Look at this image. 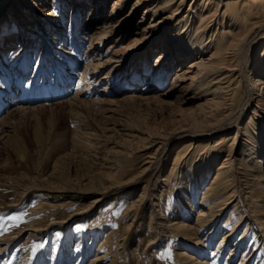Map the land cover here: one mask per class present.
<instances>
[{"label": "bare ground", "instance_id": "1", "mask_svg": "<svg viewBox=\"0 0 264 264\" xmlns=\"http://www.w3.org/2000/svg\"><path fill=\"white\" fill-rule=\"evenodd\" d=\"M105 1L0 0L1 81L13 85L30 71L34 73L30 80L57 75L62 84L75 87L69 104L97 105L101 97L85 98L109 96L107 84L96 89L121 72L124 80L119 82L128 81L133 89L124 98L141 101L145 91L159 85L156 76L159 82L164 80L173 63L171 88L152 100L168 98L184 86L194 88L192 99L199 101L195 110L201 120L190 131L151 142L138 171L128 170L119 159L122 165L110 164L97 184L39 183L24 188L23 197L45 193L37 196L39 217L20 236L0 238V258L24 234L22 243L48 237L57 225L60 230L71 222L84 225L88 216L108 219L112 215L105 214L117 206L116 227L102 238L89 264L143 263L146 256L161 255L154 247L166 235L183 238L182 247L170 252L178 264H264V0H113L109 20L116 23L99 26ZM143 6L141 20L132 26L133 16ZM84 10L91 16L83 22ZM14 27L16 35L6 37ZM128 35L126 52L117 59L112 48ZM16 39L15 50L11 46ZM71 39L75 54L67 47ZM33 47L38 55L28 49ZM151 48L157 53L148 60ZM10 49L14 51L8 57L4 51ZM184 60L188 66L180 68ZM78 65L79 73L73 72ZM104 68L108 72L99 77ZM126 71L128 79L123 78ZM120 83L113 87L120 88ZM43 108V103L9 108L0 117V139L16 133L18 115ZM20 139L15 140L18 146ZM78 140L72 137L73 147L85 145ZM153 169L155 180L141 186ZM48 202L62 213L60 218L52 219L45 211ZM102 207V215L97 214ZM171 208L177 213L169 212ZM219 231L220 240L213 245ZM80 237L75 247L83 251ZM128 247L129 254H137L130 255L133 260L127 259ZM66 253L64 263H69L72 257Z\"/></svg>", "mask_w": 264, "mask_h": 264}, {"label": "rangeland", "instance_id": "2", "mask_svg": "<svg viewBox=\"0 0 264 264\" xmlns=\"http://www.w3.org/2000/svg\"><path fill=\"white\" fill-rule=\"evenodd\" d=\"M112 1L113 0L105 1L102 15L97 25L105 26L108 21H110V26L116 23V19L109 20ZM144 7L145 6L138 10L133 16L131 20L132 26H136L141 20ZM88 14L89 12L84 10L83 22L91 16ZM146 19L143 20V22L149 21V19ZM25 25L27 26V24ZM11 32L12 34L8 32L5 36H15L17 33L16 28L14 27ZM130 39L131 36L128 35L114 46L115 49L112 48L117 59H121L122 56H124L126 52L124 48L127 47L126 45L129 44ZM16 41L17 39L12 42L11 46V48L15 47V50L18 44ZM69 42L71 44L69 43V45L67 43L68 46H66L69 49L71 48V53L75 54L73 52V48L75 47L74 39H71ZM112 42L113 40L107 42L105 46L111 45ZM28 49L31 52H35L36 55L39 53L36 47ZM112 49L108 51L107 57H109L113 51ZM11 51L13 52L14 50L10 49L4 51V53L6 52V55L9 56ZM151 51V53L146 55L148 60L157 53V50L154 48H151ZM78 66L79 67L74 71L79 73L81 68L80 65ZM187 66V62L184 60L180 68H185ZM175 67L176 65L172 63L171 70L164 78L165 81L160 80L161 82H159L156 76L159 85L155 84L153 88L145 91V100L130 101L124 98L129 96V93H131L133 89L129 86L130 83H127L128 81L119 82V80L122 79L119 77V75L122 74L120 72L116 77V73H113L110 79L101 83L98 89H96L100 91V89L107 84V88H110L112 92L110 94L111 96L97 95V97L87 96L85 98V100L91 101L94 98L99 99V97H101L99 99L101 101L98 102L97 105L89 103L82 105L75 103V105L72 103L69 104L68 99L75 94L72 90L65 99L51 102L49 105H45V108L34 111L32 114L25 113L23 116L18 115L15 128L16 133L13 134L10 132L5 138L3 137L0 139V238L6 235L14 236L15 238L20 236L22 231L28 229L31 226L30 224L39 217L38 213L35 212L38 199L37 196H39V194L44 195L45 193L32 192L23 197L24 188L39 183L48 186H53L57 183H72L75 186H80L85 182L92 181L95 182L94 184H97L106 177L104 170L106 171V168L110 164L113 165V163H116L115 166L118 164L122 165L120 162L122 160L125 164H123V166L128 170L138 171L141 161L144 158L141 157V155L148 151L145 150V148L150 146L151 142H159L164 136H168L169 133L170 135H176L194 129L195 126L198 125L197 122L201 120V116L198 114L196 115L197 111L195 110V106L199 101L192 99L195 95L194 88H191V90L189 88L187 90L186 86L183 84L182 86L185 88L183 91H175L180 96L175 93L168 98L162 97L160 100H156L157 103L152 100V97L157 96V93L159 94V92L161 93L171 88V74L175 70ZM8 70H10V68ZM108 70L109 68H104L99 77L106 75ZM30 74H32L31 71L28 75ZM129 74V71H126L123 78L128 79ZM109 80H111V82L108 83L107 81ZM114 82L120 83L122 86L120 88H115L113 87ZM140 87L141 85L139 86V90L141 89ZM72 89H74V86H72ZM139 92L140 91H137V93ZM61 101L62 103L58 104V102ZM108 101L113 102L111 104ZM20 136V146H18L15 144V140L16 138L19 139ZM72 137H75L77 140L81 137L82 139L84 138V141L86 140L85 142H83L82 139L78 141L85 145H82L83 147L80 146L81 148L73 147ZM22 142L24 144H22ZM171 153H169L170 155L167 157L166 162L168 164L170 156L172 155ZM119 159L121 160L119 161ZM155 174L156 171L154 169L149 171L148 176L143 179L141 186H143L148 179L152 181L155 180ZM100 176L103 177L99 178ZM94 177L98 178V180ZM158 179L160 180L161 178L158 177ZM88 185L91 186V184ZM44 205V207L47 208L45 211L52 214V219L62 216L59 210L49 207V202ZM103 207L97 214L102 215V211L104 210ZM113 208L114 209H112L110 213L105 214L112 215V217L108 218L109 220L107 217H105L106 219H102L101 217L97 219L94 215L91 217L88 216L84 220V225L71 222L64 230H60L59 225H57L51 230L48 237L30 239V241L22 243L23 237L27 235L24 234L23 237L21 236L22 241L19 240V242H17L18 244L16 243L13 246L8 255L0 258V264H42V261L49 262L48 264H63L64 261H68L65 260L67 255L66 250L72 258L69 263L65 262L64 264H81L80 262H82V264H89L102 238L107 234L110 228L116 227L114 219H116V214L119 212V209H117V206ZM169 210L168 211L173 212V214L177 213V211L172 208ZM11 217L18 218L11 219ZM19 232L20 234H18ZM75 232L77 233L76 235L74 234ZM79 232L82 235L79 234ZM219 233L220 231L218 234L216 233V235H214V240H212L213 245L220 240L218 238ZM78 235L81 236V242L85 244V248L81 247L85 251L75 247V239ZM93 236L95 238H93L94 241H90ZM180 239L183 238H175L174 236L166 235L154 247V251L160 252L161 255H156V257L151 256V258L146 256L143 263L142 261L138 263L130 261V264H178L173 260L171 253L175 248L182 247L183 243ZM87 243L89 247L86 246ZM213 245H210L208 249H206L209 250ZM128 251L129 247L127 251H125L127 259L133 260L132 257L137 256V254H133L134 256H132ZM82 253L83 256L81 255ZM202 258L206 259V257ZM140 259L143 260V257L141 256ZM165 260L167 262H165Z\"/></svg>", "mask_w": 264, "mask_h": 264}, {"label": "snow or ice", "instance_id": "3", "mask_svg": "<svg viewBox=\"0 0 264 264\" xmlns=\"http://www.w3.org/2000/svg\"><path fill=\"white\" fill-rule=\"evenodd\" d=\"M18 217H11V219H17Z\"/></svg>", "mask_w": 264, "mask_h": 264}]
</instances>
